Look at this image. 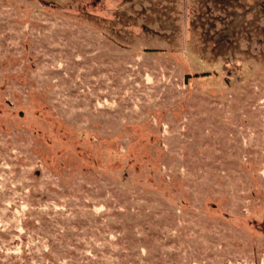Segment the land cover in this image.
Instances as JSON below:
<instances>
[{"label": "rangeland", "instance_id": "374dc122", "mask_svg": "<svg viewBox=\"0 0 264 264\" xmlns=\"http://www.w3.org/2000/svg\"><path fill=\"white\" fill-rule=\"evenodd\" d=\"M0 264H264V0H0Z\"/></svg>", "mask_w": 264, "mask_h": 264}]
</instances>
